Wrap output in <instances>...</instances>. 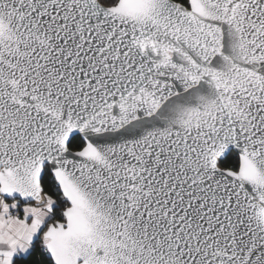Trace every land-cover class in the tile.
Returning a JSON list of instances; mask_svg holds the SVG:
<instances>
[{
  "label": "snow or ice",
  "instance_id": "1",
  "mask_svg": "<svg viewBox=\"0 0 264 264\" xmlns=\"http://www.w3.org/2000/svg\"><path fill=\"white\" fill-rule=\"evenodd\" d=\"M0 264H264V0H0Z\"/></svg>",
  "mask_w": 264,
  "mask_h": 264
}]
</instances>
